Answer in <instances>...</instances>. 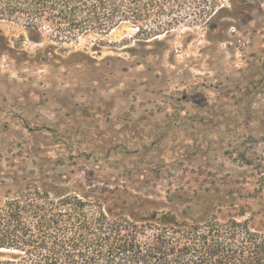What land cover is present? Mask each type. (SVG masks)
I'll return each mask as SVG.
<instances>
[{
	"label": "rangeland",
	"instance_id": "rangeland-1",
	"mask_svg": "<svg viewBox=\"0 0 264 264\" xmlns=\"http://www.w3.org/2000/svg\"><path fill=\"white\" fill-rule=\"evenodd\" d=\"M219 24L190 19L135 64L127 25L58 45L21 41L23 28L0 21V182L45 170L71 190L176 194L194 218L232 203L264 207V13ZM49 46L57 59L32 66L7 51ZM74 52L95 63L61 65Z\"/></svg>",
	"mask_w": 264,
	"mask_h": 264
},
{
	"label": "trees",
	"instance_id": "trees-1",
	"mask_svg": "<svg viewBox=\"0 0 264 264\" xmlns=\"http://www.w3.org/2000/svg\"><path fill=\"white\" fill-rule=\"evenodd\" d=\"M227 1L226 6L222 0H0V21L23 28L21 41L58 45L127 25L135 34L123 42L125 52L139 64L154 56V46L166 45L160 36L190 19L209 20L215 30L223 18L264 13L262 0ZM52 48L34 56L7 51L19 64L32 66L57 59ZM60 60L66 67L95 63L82 52ZM45 176V170L37 176L11 174L0 182L9 186L0 205V264H264L262 206L232 203L194 218L176 194L163 202L132 188L71 190Z\"/></svg>",
	"mask_w": 264,
	"mask_h": 264
}]
</instances>
